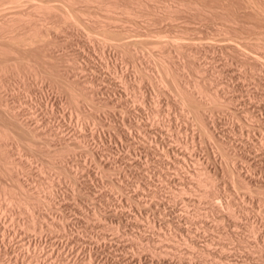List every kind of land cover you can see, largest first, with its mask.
I'll return each mask as SVG.
<instances>
[{
	"label": "rangeland",
	"instance_id": "obj_1",
	"mask_svg": "<svg viewBox=\"0 0 264 264\" xmlns=\"http://www.w3.org/2000/svg\"><path fill=\"white\" fill-rule=\"evenodd\" d=\"M1 1H3L1 3H4H0L1 6L6 8L2 7L5 12L10 8L11 10L9 9L8 13L9 11L13 13L15 8L14 14L16 16L23 8L21 11V13L24 12L23 14H25L24 10L30 11L27 13H29V18L32 15L31 20L27 21L28 16L26 18L25 14L23 18L27 22L21 20L23 25L18 26L21 23L20 19H18L19 23L18 20H15L18 28L21 27L18 30L20 32L22 26H24L26 28L23 27L22 31L24 29V31L26 29L33 31L34 26H36L37 28L33 31L35 32L34 35L39 34L38 37H40L32 44L34 46L39 43L36 45L38 46L37 49L31 45L26 46H31L28 51L26 49L29 47H13L14 50L16 48L14 53L16 54L18 50L22 52L24 48V52L27 53L18 52V55L26 56L29 54L27 56L30 58L32 57L30 56L32 51L31 55L35 56L32 59L40 60L37 63L42 68L47 67L50 69V65L52 66L51 69L54 70V68L59 67L61 62L63 67L60 66L62 68H59L62 70L57 69L58 72H62H59L61 73L60 79L62 80L64 76V78L70 79L69 81H74V85L78 81L77 85L85 83V86L93 89V95L99 100V106L97 104L99 109L90 102L88 103V101H84L83 104L77 100L78 105L80 104L82 108L80 110H87V112H90V110L93 112L92 110H94L93 113H96L100 118V122L96 121L97 123L86 119L88 124L84 129L81 123L85 121L82 120L81 111L77 110L74 104L71 105L65 101V93L62 89L60 90L61 86L59 84L58 89L56 83H50L44 76H40L43 69L38 68L39 66L36 67V71H38V77L41 78H36L37 80L30 73V81L28 74H26L29 73V69L24 65L18 69L19 74L23 72V74L21 73L23 76L20 75L21 78L24 77L23 79H20L15 72H10L11 75L9 73L6 77L8 80L9 77L12 78V81L6 79V83H9L6 91H9L7 92L9 95H7L10 100L6 95H4L6 97L3 96L4 100L6 99L8 103L11 102L10 104H13L12 106H15L17 111L20 110L23 113L22 115L25 116L22 118L29 121V124H27L30 125V128L35 129L37 127L35 133L37 132V136L42 135V137L35 136L39 141L32 140L35 137H30L28 134L26 136L25 133L24 136L28 137L29 142L33 143L32 146L29 145V148H33L32 151L23 143L19 144L22 148L20 150L19 147V151L14 144L11 145L12 148H9L10 145H5L2 148L7 150L3 154L9 152L10 156L8 153L7 155L10 159L14 160L11 158V156H14V162H18L19 166H23L17 168L19 170H17L18 174L15 171V165L13 170L11 167V169L8 168L12 164L8 166V163V167L4 164L7 167L4 170L9 169L10 172H14L10 173L3 170L6 172L3 174L5 177L1 175L0 181L3 182L4 179V185L7 183L9 188L14 187L16 189L14 193L17 191L16 196L19 194V197L20 195L23 197V194L29 193L28 195L32 196L30 197L32 200L37 197L35 200L38 201L40 198L39 203H35L34 200L31 204L34 203V206L36 204V210L40 211L41 215L44 214L48 221L53 219L50 222H54V226L57 228L56 233L42 234V248L40 246L36 248L41 250L38 253L40 255L29 263L264 264V44H262L264 42V16H262L264 15L262 14L264 9L261 10L264 6V0L263 2L258 0L260 3L256 2L257 0H250L251 5L247 0H242L241 3L239 0L240 6L238 0H196V3L199 1L197 3L198 7L202 6V9L198 8L197 5L194 8L195 0L191 1L194 3L192 8L189 3L188 6L186 5L190 0H72L74 2H71V6L68 3L71 0ZM34 1H44L43 3L48 1L47 4L52 5V10H48L50 15L45 9V13L42 9L30 10L31 7L35 8ZM17 2L20 4L16 5ZM253 2L256 8L260 4L262 7L259 6L260 9L257 10L259 7L256 9ZM40 3L37 4L40 5ZM211 6L214 8V12L211 11ZM16 7L20 8H18L19 12ZM70 7H73L74 13H77L70 12L72 15L74 14L72 17H79L78 19L82 20L80 23L83 26L72 25L73 23L70 20L67 21L71 24H68L67 21L63 22V12H67L64 9L70 11L72 10ZM234 7L236 9L234 11L235 16L232 13L235 10ZM174 8L176 9L174 10ZM3 9L1 10L3 11ZM221 10L229 11V13ZM5 12L3 11V15H8ZM256 12H259V15ZM3 15L1 14V16ZM11 15H9V18L15 17L17 19L19 17L15 15L11 17ZM29 21L34 22V24L31 22L33 26L30 25ZM72 26L74 27L72 28ZM70 27L71 29H69ZM14 28L17 27L14 26ZM0 30L2 32L3 29L0 28ZM28 30L27 32L30 33L31 31ZM14 31L19 33L17 29ZM23 33L26 37V32ZM19 34H13L14 39ZM30 35L33 34L30 33ZM19 36L16 39H19ZM251 37L262 42L253 40L254 43H250ZM56 38H58V41L55 42ZM240 40L242 41L240 42ZM244 40H247L248 44H245ZM2 41L4 42V40ZM233 41L239 42L234 43ZM253 41L251 40V42ZM242 42L244 45L241 44ZM257 43H259V46ZM260 43L262 44L261 47ZM0 54L3 55V53ZM7 54H9L8 51ZM11 54H13L12 51ZM37 54L40 59H36ZM67 55L72 59H67ZM14 56L9 55L6 57L14 58ZM2 58L4 59V55ZM53 60L57 61L54 63L56 67L51 64ZM68 61L74 62V65ZM23 66L27 72L22 69ZM63 68L68 70V74H71L69 78L66 74L64 75ZM17 77H19L18 80ZM30 82H33V84ZM70 84L72 85V83ZM9 88L14 91V94L10 92ZM18 88L20 91H18ZM181 90L188 91L187 95L194 94L195 97L191 96H193V99L198 100H196L198 104L201 101V105L199 104L202 114L201 119L204 120L205 126L207 124V130H211L209 132L212 134L211 138L203 132L200 123L195 119L194 112L181 103V96H179ZM195 90L201 92L198 93ZM16 94L18 95L16 96ZM209 94L210 96L218 95L220 102L216 101V105L221 106L224 104L223 107H212L215 104L208 99ZM201 96L204 99L199 98ZM108 98L114 103L111 101V103L104 105L101 99L107 100ZM221 98L225 103L221 101ZM205 99L209 100H207L210 103L207 104L209 107L202 104V100ZM13 101H16L17 104ZM217 102L221 105H218ZM29 106L30 108L31 106L32 108L37 107L39 111L37 110L36 113L33 108L31 114H34L31 115L29 112L32 108L29 110ZM23 107H26V109L24 110ZM203 108H206L204 112ZM4 117H6L4 114L2 118L0 116V121L5 120L4 122H6L8 120L11 122L7 117ZM35 119H39L38 122ZM34 123L36 126L33 125ZM9 124L11 125V123ZM45 128L47 129L44 131L45 134L48 135V130L52 128L50 130H53V134L57 135L51 134L52 138L50 134L48 136L42 134ZM38 129L40 132H38ZM55 129L59 133H56ZM82 130L87 133L89 147L94 148V151L91 153L86 145L83 147L75 145L73 150L70 151L71 153L67 154L69 156L63 157L68 166L70 165L74 167L72 169L78 170V183L81 184V190L78 192L72 183L73 180H70V182L69 178L59 176L57 171L51 168L52 162L50 163V160L55 159L56 161L59 160V158L56 159L58 155L62 156V154H57L56 158L51 157V154L56 155V150H53V153L51 147L58 146L61 142L60 139L65 138L67 141H74L76 135H78L77 132H83ZM59 137L61 138L57 141ZM218 141L222 143V148L218 147L221 145ZM24 145L25 149H23ZM48 151L52 152L50 156H48ZM93 152L95 153L93 154ZM7 155H3V158L0 156L2 162L7 158V160H10ZM230 155L232 156L230 157ZM93 157H96L95 160ZM49 163L50 167H47L46 165ZM232 163L239 173L237 171V173L235 171H233L235 173L231 172V168H234ZM202 167H206V170L208 169L210 174L212 173V176H214L213 178H217L214 179V184L210 189L214 193L212 191L208 195L201 193L203 187L197 183L195 170ZM105 169L108 172L111 171L110 174L107 171L105 172ZM5 174H10V176L12 174L11 178L14 180L21 178V180L19 179L20 185H25V188H28L27 190L30 192L21 191L22 194L19 193L20 189L17 186L19 184L16 183V187L10 176L7 175L9 176L7 177ZM236 176L238 177L236 178ZM50 177H53V179L51 180ZM239 178L243 179L240 180ZM108 180L110 181L108 182ZM243 180H246L245 183ZM52 181L55 183L53 187L50 183ZM111 182H114L113 185H110ZM115 184L122 187L120 191V188H116ZM247 185L252 187H249L250 191L246 187ZM45 186L50 188L48 189L50 192ZM259 186L262 188H258ZM35 187L37 190H35ZM32 189L35 190V194L39 193L40 195H34ZM47 192L52 193L53 204L45 202L49 195ZM0 202V221L5 223L1 224L0 228L2 229L7 224L10 225L9 227L12 230L14 227L16 230L19 226L18 223L23 220V216L28 214L26 211L29 207H24L25 204L22 203H18L19 205L16 203L15 205V202L13 203L15 206L11 205L12 203L4 202L2 197ZM229 205H231L230 209L235 215L230 212ZM9 206L15 208L12 209L13 212L10 209L11 213L16 214L17 217V219L15 218L16 222L13 221L14 224H9L11 222L9 221L11 220ZM19 206L20 212L24 213H21L22 216L20 215V217L18 215ZM5 208H7V212ZM14 211H17V213ZM62 222H64V225L66 224V230L61 229ZM250 223L254 225L255 229L250 227ZM12 226L14 227L12 228ZM59 228L63 231H59L61 236H58ZM17 230V235L11 233L12 235H6L7 238L6 236L5 239L2 238L4 243L9 246L8 251H1L0 264H12L13 262V264H21L22 262V264H26L27 260L23 257H26L27 254L22 245L26 246L30 241L29 238H32L35 233L27 230L24 233L19 228ZM64 230L67 234L64 233ZM27 235H30V237H26ZM55 236L58 239H54ZM1 237L0 235V240H2ZM67 238L69 241H67ZM23 239L25 243L22 242ZM52 242H54L52 245L55 246V243H58V246L56 248L52 247ZM9 247H12L13 251ZM32 247L29 249L31 254L35 250ZM50 250H52V255L47 254L51 252ZM24 252L25 255L23 256ZM21 256H23V259ZM16 257L19 258L17 262Z\"/></svg>",
	"mask_w": 264,
	"mask_h": 264
},
{
	"label": "bare ground",
	"instance_id": "obj_2",
	"mask_svg": "<svg viewBox=\"0 0 264 264\" xmlns=\"http://www.w3.org/2000/svg\"><path fill=\"white\" fill-rule=\"evenodd\" d=\"M14 1H17V0H14ZM19 1V0H18ZM67 1V0H66ZM70 1V0H69ZM81 1V0H80ZM92 1V0H91ZM96 1H98V0H96ZM100 1V0H99ZM109 1V0H108ZM138 1V0H137ZM142 1V0H141ZM155 1V0H154ZM174 1H176V0H174ZM192 0H190V2H187L186 3V5L188 6V3L189 4H191L190 6H191V8L193 7L192 5H194V3H192L191 2ZM217 1V0H216ZM227 1V0H226ZM241 1L242 0H240V3H241ZM253 1H255V0H253ZM1 2H3V1H1L0 0V3ZM5 2V1H4ZM32 2V1H31ZM35 2V8H30V10H35V9H42V11H44L43 13H45V10L48 12V10H50L51 9V6H49L48 4H47V2L48 1H46L45 3H46V5H44L45 3H43L42 1H34ZM33 2V3H34ZM40 2H42V3H40ZM71 2H74V1H70V2H68L69 3V5L71 6ZM77 2V1H76ZM75 2V3H76ZM84 2V1H83ZM199 1H197V3H198ZM244 3H245V1H243ZM247 2H249L250 3V5H251V1L250 0H247ZM256 2H258V0L256 1ZM260 2H261V0H260ZM260 2H258V3H260ZM262 2H263V0H262ZM37 3H40V5L39 4H37ZM88 3V2H87ZM93 3V2H92ZM98 3V2H97ZM133 3V2H132ZM179 3V2H178ZM181 3V2H180ZM197 3H196V0H195V5H194V8H195V6L197 5ZM200 3H202V2H200ZM204 3V2H203ZM257 3V4H258ZM264 3V2H263ZM1 4H4V3H1ZM1 4H0V10L1 9H3L4 7L3 6H1ZM18 4H20L19 2H17L16 3V5H18ZM37 4V5H36ZM66 4V3H65ZM145 4V3H144ZM147 4V3H146ZM167 4V3H166ZM182 4H183V2H182ZM181 4V5H182ZM216 4H218V3H216ZM253 4H254V7L256 8V5H255V3L253 2ZM252 4V5H253ZM11 5V4H10ZM32 5H34V4H32ZM48 5V6H47ZM68 5V4H67ZM172 5V4H171ZM174 5V4H173ZM225 5H226V3H225ZM232 5V4H231ZM234 5V4H233ZM235 5H237V4H235ZM238 5L240 6V4H239V0H238ZM242 5V4H241ZM246 5H248L247 3H246ZM249 5V6H250ZM259 5V4H258ZM162 6V5H161ZM164 6V5H163ZM168 6V5H167ZM184 6V5H183ZM199 5H197V7H198ZM212 6H214V5H212ZM212 6L210 7V8H212ZM217 6V5H216ZM223 6V5H222ZM243 6H245L244 4H243ZM260 7H262V5L260 4L259 5ZM258 6V7H259ZM3 7V8H2ZM20 7H21V5H20ZM65 7V6H64ZM73 7H75V6H73ZM73 7H70L72 10H70V11H68L69 9H68V6H67V9L65 8L64 10H66L65 12L66 13H64L63 12V14H62V12H60V14H62L63 16V19H62V17H60L62 20H64L63 22L65 23V21H67V20H70L71 21V23H73L72 25H77V26H80V25H82L80 22L82 21L81 19L79 20L78 18L79 17H77V16H74V18L72 17L74 14H77V13H74L75 11H73ZM135 7V6H134ZM202 7V6H201ZM201 7H198V8H201ZM248 7V6H247ZM257 7V8H258ZM260 7L257 9V10H259L260 9ZM264 7V6H263ZM262 7V9L261 10H263L264 8ZM17 8V11L19 12V7H16ZM19 8V9H18ZM22 8V7H21ZM53 8V7H52ZM63 8V7H62ZM182 9H183V7H181ZM233 8V7H232ZM237 8V7H236ZM239 8V7H238ZM253 8V7H252ZM4 9H6V8H4ZM3 9V11L5 12V10ZM10 9V8H9ZM8 9V10H9ZM15 9V8H14ZM14 9H13V13H11L10 11H9V13H11V14H9L8 13V10H7V12H5V13H8V15L6 14V15H3V11L1 10L0 11V16H1V14L3 15V16H1L0 17V28H2L3 30H2V32H1V30H0V53H3V55H4V59L2 58L3 57V55L2 54H0V59H2V61H0V114L1 113H3L11 122H9L8 120H6V122H4L5 120H3V119H1V120H3V121H0V153H1V158H3L2 156L4 155L5 156V154L7 155V153H8V155H9V152H7V153H5V154H3L4 153V151L6 150V148H5V150L4 149H2V148H4L5 147V145L7 146V145H12V144H14V146H16L17 147V149L20 147V143H23V144H25V145H27L28 146V148H29V145H33V143H31V141L29 142V140H28V137L26 138V136H28V135H30V137H35V136H37V132L35 133V131H37V127L35 128V129H33V127H31L30 128V125H28L29 124V121L27 122L26 120H25V118H22L24 115H22L23 113L20 111V110H16L15 109V106H12L10 103L11 102H9L8 103V101L5 99L4 100V98H3V96L4 95H6L7 96V98H8V93L7 92H9V91H6L8 88L7 87H9V86H7L8 84L6 83V77L8 76V74L10 73V72H12V73H14L15 72V74H18V76L20 77V75H22L23 74V72H21V70H20V72L22 73H20L19 74V67H21L22 65H24V66H26L27 67V69H29L28 71H29V73L27 72V70H26V68L24 67H22V69L25 71V72H27L26 74H28V77H29V74L31 73V75L32 76H34V78H35V80H37V79H39V77L41 76V77H43L44 76V78H46V80L47 81H50V83H53V84H55V85H57L58 86V84H59V86H61V88H60V90L62 89L63 90V92L65 93V98H66V100L65 101H67V103L68 104H74V106H76L77 107V110H80V104L78 105V101H79V103L80 102H82L83 104H84V101L85 102H87L88 101V103L90 102V104H93V105H95V107L96 108H98L99 109V103H98V99L96 98V96H94L93 95V93H94V91H92L93 89H89L87 86H85V83L83 84V83H81V84H79V85H77L78 84V82H77V84H75L74 85V81H69L66 77L64 78V76H63V78H62V80L60 79V75H61V71H59V72H61V73H59L58 72V70L57 69H59V70H62V69H60V68H62L63 66H62V64H61V62H60V64H59V67L60 66H62V67H58V68H54V70L53 69H51L52 68V66H50L49 65V67H51L50 69L49 68H47V67H45V68H47V70H45V68H42V67H40L39 66V61L40 60H34L35 58H33L32 59V57H35L34 55H31V52H30V56H32V57H30L29 58V56H27V55H29V54H25L26 56H24V55H22V54H20V55H18V52H20L18 49V52L15 54L14 52H16V48H15V50H14V48L13 47H20V46H25L24 48H28V47H26L27 45H31V46H33L32 44H34L40 37H38V35L39 34H36V35H34L35 34V32H33L34 30H35V28H37L36 26H34L35 28H33V27H31V28H33V31H31V29H30V27H29V29H30V31L28 30V29H26V31H22V29H23V27L24 26H22V29H21V33L23 34H21L20 32H19V28H21V27H19L18 28V26L21 24V25H23V22H24V18H23V16L25 15V17L27 18V16L29 15V13H27V12H30V11H26V10H24L25 11V14H23V13H21V11L24 9H21V11L19 12V14L17 15V16H19L17 19L15 18H13L12 16H14L15 14V11H14ZM45 9V10H44ZM61 9V8H60ZM75 9H76V7H75ZM176 8H174V10H175ZM178 9V8H177ZM202 9V8H201ZM208 9V8H207ZM213 9L214 8H212V12H214L213 11ZM227 9V8H226ZM225 9V10H226ZM234 9H235V7H234ZM240 9H242V8H240ZM239 9V10H240ZM244 9H245V7H244ZM11 10V9H10ZM52 10V9H51ZM134 10V9H133ZM164 10V9H163ZM162 10V11H163ZM171 10V9H170ZM170 10H168V11H170ZM179 10V9H178ZM205 10V9H204ZM209 10V9H208ZM224 10V9H223ZM223 10H221L222 12H228L229 13V11H223ZM230 10H233V9H230ZM238 10V11H239ZM248 10V9H247ZM246 10V11H247ZM256 10V11H257ZM32 11V12H33ZM37 11H39V10H37ZM63 11V10H62ZM79 11V10H78ZM77 11V12H78ZM114 11V10H113ZM177 11V10H176ZM184 11V10H183ZM234 11H236V9L235 10H233L232 11V13H234ZM237 11V12H238ZM242 11V10H241ZM240 11V12H241ZM245 11V10H244ZM253 11H254V9H253ZM264 11V10H263ZM262 11V12H263ZM2 12V13H1ZM70 12H73L74 14L72 15V13H70ZM188 12V11H187ZM194 12V11H193ZM197 12V11H196ZM203 12V11H202ZM236 12V13H237ZM248 12V11H247ZM255 12V11H254ZM261 12V13H262ZM38 13V12H37ZM40 13H42V12H40ZM42 13V14H43ZM49 13V12H48ZM55 13H57L56 11H55ZM54 13V14H55ZM189 13V12H188ZM227 13V14H228ZM231 13V14H232ZM241 13H243V12H241ZM258 15H259V12H256ZM35 14V13H34ZM167 14V13H166ZM173 14H175V13H173ZM202 14V13H201ZM206 14V13H205ZM231 14H229V15H231ZM244 14V13H243ZM254 14V13H253ZM262 14H264V13H262ZM9 15H11V17L14 19H12V18H9L10 16ZM30 15H31V13H30ZM38 15V14H37ZM39 15H41V14H39ZM48 15V14H47ZM49 15H50V13H49ZM58 15V14H57ZM158 15H161V14H158ZM211 15V14H210ZM236 14L234 13L233 14V16H235ZM237 15H239V14H237ZM255 15V14H254ZM16 16V15H15ZM16 16V17H17ZM32 16V15H31ZM31 16H30V18H31ZM61 16V15H60ZM208 16V15H207ZM223 17H224V15H222ZM262 16H264V15H262ZM56 17V16H55ZM75 17H77V18H75ZM29 18V16H28V19H26L27 21L30 19ZM158 18V17H157ZM228 18V17H227ZM263 18V17H262ZM18 19H20V21H21V23H19L20 21L18 20ZM37 19V18H36ZM40 19V18H39ZM44 19V18H43ZM242 19V18H241ZM19 23L18 24V26H17V24H16V21ZM25 20V22H27ZM31 20V19H30ZM34 20V19H33ZM49 20V19H48ZM61 20V21H62ZM171 20V19H170ZM14 21V22H13ZM58 21V20H57ZM15 23V24H13V23ZM32 22V21H31ZM31 22L29 21V23H30V25H32L31 24ZM68 22V24H71V23H69V21H67ZM66 22V23H67ZM235 22H237L236 20H235ZM29 23H28V25H29ZM33 24H34V22H32ZM43 23V22H42ZM55 23V22H54ZM36 24H37V22H36ZM194 24V23H193ZM20 25V26H21ZM27 25V24H26ZM28 25H27V27H28ZM29 25V26H30ZM42 25V24H41ZM57 25V24H56ZM13 26V27H12ZM14 26L15 27H17V28H14ZM33 26V25H32ZM47 26V25H46ZM49 26V25H48ZM55 26V25H54ZM53 26V27H54ZM64 26V25H63ZM65 26H67V25H65ZM83 26V25H82ZM231 26V25H230ZM56 27V26H55ZM74 26H72V28H73ZM109 27V26H108ZM220 27V26H219ZM24 28H26V27H24ZM38 28H39V26H38ZM50 28V27H49ZM48 28V29H49ZM60 28V27H59ZM76 28H78V27H76ZM84 28V27H83ZM227 28V27H226ZM261 28V27H260ZM17 29V32H19V33H15L16 31H14V30H16ZM19 29V30H18ZM43 29V28H42ZM56 29H57V27H56ZM55 29V30H56ZM62 29V28H61ZM69 29H71V27L69 28ZM85 29V28H84ZM27 30L30 32V33H32L33 35H30V33H28L27 32ZM38 30V29H37ZM36 30V32H38ZM54 30V29H53ZM80 30V29H79ZM243 30V29H242ZM58 31V30H57ZM60 31V30H59ZM106 31V30H105ZM225 31V30H224ZM12 32H14V33H12ZM23 32H26V34L28 35V37H27V35H26V37H24V33ZM87 32V31H86ZM88 32H90V31H88ZM236 32V31H235ZM47 33V32H46ZM65 33V32H64ZM93 33V32H92ZM13 34H19L18 36H19V39H16L17 37L15 36V39H14V35ZM30 35V36H29ZM258 35V34H257ZM257 35H255L256 37H257ZM23 38H22V37ZM36 38H35V37ZM89 36V35H88ZM51 38V37H50ZM253 38V39H252ZM258 38V37H257ZM264 38V37H263ZM37 39V40H36ZM58 38H56V40H54L55 42L56 41H58L57 40ZM89 39V38H88ZM106 39V38H105ZM236 39V38H235ZM248 39V38H247ZM2 40H4V42L2 41ZM43 40V39H42ZM42 40L40 41V44H41V42H42ZM86 40V39H85ZM103 40H104V38H103ZM237 40V39H236ZM251 40L253 41V40H256V38L254 39V37H251ZM251 40H250V43H254V41L253 42H251ZM7 41V42H6ZM67 41V40H66ZM133 41V40H132ZM242 40H240V42H241ZM245 41V44H248L246 41L247 40H244ZM249 41V40H248ZM256 41H258V39L256 40ZM261 41V40H260ZM260 41H258V42H260ZM65 42V41H64ZM234 43H238L237 41L235 42V41H233ZM262 42V41H261ZM48 43V42H47ZM51 43H53V42H51ZM106 43V42H105ZM213 43V42H212ZM228 43V42H227ZM230 43H232V42H230ZM249 43V44H250ZM39 44V43H38ZM38 44H36V45H38ZM56 44V43H55ZM55 44H53L54 46H55ZM124 44V43H123ZM222 44V43H221ZM226 44V43H225ZM241 44H243V42L241 43ZM256 44V43H255ZM255 44H254V46H255ZM258 44V46H259V43H257ZM262 44H264V42L262 43ZM261 43H260V47H261V45H262ZM36 45H34L33 47H36V49H37V47L38 46H36ZM46 45V44H45ZM227 45V44H226ZM232 45V44H231ZM244 45V44H243ZM252 45V44H251ZM31 46L28 48V49H26V51H28L30 48H31ZM51 46V45H50ZM62 46V45H61ZM225 46V45H224ZM253 46V45H252ZM119 47H120V45H119ZM234 47V46H233ZM238 47V46H237ZM245 47V46H244ZM259 47V48H260ZM24 48L22 49V47H21V49H22V52L23 53H27V52H24L25 50H24ZM55 48H56V46H55ZM84 48V47H83ZM239 48V47H238ZM255 48V47H254ZM33 49V48H32ZM50 49V48H49ZM60 49V48H59ZM14 50V51H13ZM34 50V49H33ZM41 50H43V48H41ZM256 50V49H255ZM8 51V53L9 54H7L6 55V52ZM11 51L13 52V54H11ZM40 51V50H39ZM44 51V50H43ZM260 51V50H259ZM22 52H20V53H22ZM37 52V51H36ZM58 52V51H57ZM103 52H104V50H103ZM134 52V51H133ZM29 53V52H28ZM33 53V52H32ZM69 53V52H68ZM243 53V52H242ZM34 54H35V52H34ZM132 54V53H131ZM257 54V53H256ZM260 54V53H259ZM2 55V56H1ZM9 55H15L14 56V58H8V57H6V56H9ZM45 55V54H44ZM44 55H42V56H44ZM47 55V54H46ZM75 55V54H74ZM77 55V54H76ZM83 55V54H82ZM38 56V54L36 55V59H40L39 58V56ZM51 57H52V55H50ZM66 56V55H65ZM65 56H63V57H65ZM68 57H67V59H72V57H69V55H67ZM70 56H73V55H71L70 54ZM257 56V55H256ZM11 57V56H10ZM62 57V58H63ZM74 57V56H73ZM254 57V56H253ZM75 58H76V56H75ZM66 59V58H65ZM56 60V59H55ZM63 60H64V58H63ZM63 60L61 59V61H62V63H63ZM75 60V59H74ZM37 61H38V63H37ZM54 61V60H53ZM52 61V63L51 64H53V66L54 67H56L55 65H54V63L55 62H57V61H54L53 62ZM42 62V61H41ZM46 62V61H45ZM51 62V61H50ZM68 62H70V61H68ZM70 63H72L73 65H74V62H70ZM69 63V64H70ZM38 64V65H37ZM64 64H66V63H64ZM72 64H70V65H72ZM76 64V63H75ZM163 64V63H162ZM45 65H47V64H45ZM77 65V64H76ZM263 65V64H262ZM39 66V67H38ZM43 66V65H42ZM48 66V65H47ZM65 66V65H64ZM169 66V65H168ZM36 67H38V68H41V69H43L42 70V72H40L41 74H40V76L38 77V71H36L37 69H36ZM68 64H67V69H68ZM72 67V66H71ZM165 67V66H164ZM9 68V69H8ZM11 68V69H10ZM65 68V67H64ZM63 68V69H64ZM72 68H74V67H72ZM49 69V70H48ZM74 69H76V68H74ZM88 69V68H87ZM39 70V69H38ZM66 69H64V71H65ZM165 70V69H164ZM168 70V69H167ZM63 71V73H64V75L66 74L67 75V77L69 78V76L71 75V74H68V70H66L65 72ZM81 71V70H80ZM143 71V70H142ZM166 71V70H165ZM70 72V71H69ZM92 72H93V70H92ZM164 72V71H163ZM84 73V72H83ZM25 74V75H26ZM74 74V73H73ZM76 74V73H75ZM74 74V75H75ZM79 74V73H78ZM81 74V73H80ZM9 75H11V73L9 74ZM30 75V76H31ZM63 75V74H62ZM82 75V74H81ZM17 76V75H16ZM23 76V75H22ZM85 76H88V75H85ZM148 76V75H147ZM12 77V76H11ZM13 77H14V74H13ZM19 77H17L16 79L18 80L19 79ZM40 77V78H41ZM75 77H77V76H75ZM254 77V76H253ZM24 78V77H23ZM23 78H21L20 77V79H23ZM33 78V79H34ZM37 78V79H36ZM71 78H72V76H71ZM78 78V77H77ZM84 78V77H83ZM259 78V77H258ZM12 79V78H11ZM10 79V77H9V80H11ZM15 79V80H16ZM29 79H30V77H29ZM32 79V80H33ZM74 79V78H73ZM86 79V78H85ZM254 79V78H253ZM8 80V79H7ZM8 80V81H9ZM16 80V81H17ZM27 80V79H26ZM35 80H33V81H35ZM69 82H68V81ZM76 80V79H75ZM84 80V79H83ZM12 81V80H11ZM22 81V80H21ZM30 81H31V79H30ZM42 81V80H41ZM82 81V80H81ZM87 81V80H86ZM91 81V80H90ZM178 81V80H177ZM28 82H29V80H28ZM35 82H38V81H35ZM45 82V81H44ZM17 83H18V81H17ZM16 83V84H17ZM31 84H33V82H30ZM70 83H72V85H74V86H72ZM75 83H76V81H75ZM154 83V82H153ZM178 83V82H177ZM25 84V83H24ZM23 84V85H24ZM29 84V83H28ZM30 84V85H31ZM93 84V83H92ZM15 85V84H14ZM51 85V84H50ZM76 85H77V87H76ZM198 85V84H197ZM13 86V85H12ZM12 86H10V87H12ZM18 86V85H17ZM40 86V85H39ZM59 86H58V89H59ZM153 86V85H152ZM15 87H16V85H15ZM15 87H13V88H15ZM25 87V86H24ZM23 87V88H24ZM52 87V86H51ZM53 87H55V86H53ZM91 87V86H90ZM195 87V86H194ZM196 89V88H195ZM200 89V88H199ZM9 90H10V88H9ZM18 91H20L19 90V88H18ZM28 91V90H27ZM59 91V90H58ZM161 91V90H160ZM195 91H197V90H195ZM10 92H14V91H12V89L10 90ZM15 92H16V90H15ZM23 92V91H22ZM28 92H30V91H28ZM97 92H99V91H97ZM96 92V93H97ZM188 92V91H187ZM186 91H180V95L179 96H181L180 97V99L182 100H180L181 101V103L183 104V106L184 105H186V107H188L187 109H190L191 111H193L194 112V116L196 117L195 119H197V121L200 123V126H201V128L203 129V132L205 133V135L206 136H208V137H210L211 138V135L212 134H210L209 132L211 131V130H207L208 129V127L206 128V126H207V124H206V126H205V124L203 123L204 122V120L202 121V119H201V109H200V105H201V101L199 102V104L196 102V100L197 99H193V96H194V94H191V95H193V96H191L190 94V96L189 95H187L186 93H187ZM198 93L199 92H201V91H197ZM102 93V92H101ZM8 94V95H7ZM14 94V93H13ZM23 94V93H22ZM25 94H26V91H25ZM29 94V93H28ZM212 94V93H211ZM18 94H16V96H17ZM6 96H4V97H6ZM14 96V95H13ZM197 96V95H196ZM15 97V96H14ZM112 97V96H111ZM195 97V96H194ZM198 97V96H197ZM218 95L216 96V95H212V96H210V94H209V97H208V99L209 100H211L212 102H213V104H215L214 106L212 105V107H221L222 105H224V104H220V103H218V102H220L219 100H218ZM79 98V99H78ZM80 98H81V100H80ZM199 98H202V99H204L202 96L201 97H199ZM207 98V97H206ZM220 98V97H219ZM233 98V97H232ZM9 99V98H8ZM11 99H12V97H11ZM24 99V98H23ZM110 98H108L107 100H103V99H101L102 101H103V104L105 105H107L108 103H111V101L112 100H109ZM207 99V100H208ZM10 100V99H9ZM13 100V99H12ZM42 100V99H41ZM49 100V99H48ZM78 100V101H77ZM206 99L203 101L202 100V104L204 105H207L209 102V100L207 101ZM223 99L221 98V101H222ZM37 101V100H36ZM137 101V100H136ZM198 101V100H197ZM216 101H218L217 103H218V105L220 104L221 106H217L216 105ZM14 102V101H13ZM16 102V101H15ZM14 102V103H15ZM35 102V101H34ZM51 102V101H50ZM113 102V101H112ZM223 103H225L224 101H222ZM226 102H228V101H226ZM66 103V104H67ZM77 103V104H76ZM114 103V102H113ZM15 104H17V103H15ZM36 104V103H35ZM62 104V103H61ZM67 104V105H68ZM76 104V105H75ZM97 104H98V106H97ZM121 104V103H120ZM210 104V103H209ZM212 104V103H211ZM37 105H38V103H37ZM70 105V106H71ZM78 105V106H77ZM202 105V106H203ZM27 106V105H26ZM39 106V105H38ZM155 106V105H154ZM182 106V107H183ZM208 106V105H207ZM21 107V106H20ZM72 107V106H71ZM78 107H79V109H78ZM108 107V106H107ZM209 107V106H208ZM208 107H206V108H208ZM223 107V106H222ZM24 108V110L26 109V107H23ZM31 108H32V106H31ZM30 108V106H29V110L31 109ZM34 108V112H36L37 110L39 111V109H37V107H33ZM33 108L30 110V112H29V114H31V111L33 110ZM43 108V107H42ZM83 108H85V107H83ZM117 108V107H116ZM206 108L204 109H202L203 110V112H204V110H206ZM210 108H211V106H210ZM17 109H19L18 107H17ZM50 109V108H49ZM52 109V108H51ZM82 109V108H81ZM186 109V108H185ZM47 110V109H46ZM255 110V109H254ZM53 111V110H52ZM51 111V112H52ZM81 111V117L83 116V121H85V122H83V123H81L82 125H83V128L88 124V122L86 123V119H88V120H93V121H97V122H100V118H99V116L96 114V113H93V112H95L94 110H92L93 112H91V110H90V112H87V110H80ZM79 111V112H80ZM127 111V110H126ZM25 112V111H24ZM28 112V111H27ZM26 112V113H27ZM71 112V111H70ZM97 112V111H96ZM257 112V111H256ZM37 113V112H36ZM35 113V114H36ZM53 113V112H52ZM114 113V112H113ZM122 113V112H121ZM151 113V112H150ZM208 113V112H207ZM3 114H1L0 116H1V118H2V115ZM32 114H34V113H32ZM31 114V115H32ZM42 114V113H41ZM41 114H39V115H41ZM49 114V113H48ZM77 114V113H76ZM125 114V113H124ZM27 115V114H26ZM37 115V114H36ZM38 115V116H39ZM45 115V114H44ZM156 115V114H155ZM161 115V114H160ZM211 115V114H210ZM50 116V115H49ZM105 116V115H104ZM124 116V115H123ZM206 116V115H205ZM6 117H4V118H6ZM25 117V116H24ZM35 117V116H34ZM80 117V118H81ZM203 117V116H202ZM35 118H37V117H35ZM49 118V117H48ZM40 119V118H39ZM39 119H37V120H39ZM77 119H79V118H77ZM123 119V118H122ZM255 119V118H254ZM34 120V119H33ZM36 119H35V121H37ZM42 120V119H41ZM138 120V119H137ZM51 121V120H50ZM80 121H81V119H80ZM139 121V120H138ZM220 121V120H219ZM248 121V120H247ZM260 121V120H259ZM11 123V125L9 124V123ZM38 122V121H37ZM40 122V121H39ZM92 122V121H91ZM94 122V123H95ZM96 122V123H97ZM206 122V121H205ZM28 123V124H27ZM46 123V122H45ZM60 123V122H59ZM256 123V122H255ZM261 123V122H260ZM31 124H32V122H31ZM37 124V123H36ZM39 124V123H38ZM64 124V123H63ZM252 124V123H251ZM34 126H36L35 125V123L33 124ZM45 125V124H44ZM49 125V124H48ZM104 125V124H103ZM106 125H107V123H106ZM254 125V124H253ZM38 126H40V125H38ZM78 126V125H77ZM89 126V125H88ZM45 127H46V125H45ZM49 127V126H48ZM51 127V126H50ZM252 127V126H251ZM74 128V127H73ZM86 128V127H85ZM84 128V129H85ZM258 128V127H257ZM39 129H40V127H39ZM39 129H38V132H40L39 131ZM50 129H52V128H50ZM48 130V132L47 133H49L50 135L52 134V135H54L53 134V130L51 131V130ZM69 129V128H68ZM102 129V128H101ZM108 129V128H107ZM251 129V128H250ZM41 130V129H40ZM47 129L45 128V130H43V132H42V134L44 133V131H46ZM77 130V129H76ZM81 130V129H80ZM42 131V130H41ZM55 131H56V129H55ZM83 131V130H82ZM91 131V130H90ZM93 131V130H92ZM96 131V130H95ZM140 131V130H139ZM60 132H62V131H60ZM66 132V131H65ZM25 133H26V136H24L25 135ZM56 133H59L58 131H56ZM80 133V134H79ZM77 132V134L78 135H76V138H75V140L73 141H71L70 139H68V140H70V141H67L65 138L63 139V140H61L60 138L61 137H59L58 139H57V141L60 139V144L58 145V146H54V148L53 147H51L52 148V151L53 150H56L55 151V156H53L52 154H51V157H57V154H62V156H59L58 155V157L56 158V159H58L59 158V160H56L55 161V159H53V158H51V159H53V160H50V158H49V160H50V163H51V165H50V163L48 164V165H46L47 167L50 165V166H52L51 168H53L54 170H56L57 171V173H58V175L60 176H63V177H65V178H69V181L70 180H73V185H75V189L79 192L80 190H81V188H80V185L81 184H79L78 183V176H79V173H78V170L77 169H72V168H74V167H71L70 165L68 166L67 164H66V162H64V158L63 157H65L68 153H71L70 151H72L73 150V148L75 147V145L76 146H84V145H86V146H88L89 147V144H88V138H87V133L85 132V131H83V132ZM96 133V132H95ZM241 133V132H240ZM28 134V135H27ZM45 134V133H44ZM48 134V135H49ZM124 134V133H123ZM41 135V134H40ZM45 135H47V134H45ZM47 135V136H48ZM52 135H51V137H52ZM55 135H57V134H55ZM54 135V136H55ZM89 135V134H88ZM262 135V134H261ZM61 136V135H60ZM125 137L127 136L126 134L124 135ZM241 136V135H240ZM29 137V138H30ZM37 137H42V135L41 136H37ZM37 137H35V138H32V140L33 139H35V140H37V141H39L38 139H37ZM65 137V136H64ZM92 137V136H91ZM53 138V137H52ZM69 138V137H68ZM73 138H74V136H73ZM90 138V137H89ZM31 139V138H30ZM39 139H41V138H39ZM48 139V138H47ZM49 139H50V137H49ZM220 139V138H219ZM41 141V140H40ZM44 141V140H43ZM49 141V140H48ZM51 141V140H50ZM33 142V141H32ZM46 142V141H45ZM53 142H54V140H53ZM52 142V143H53ZM219 142V141H218ZM36 143V142H35ZM40 143V142H39ZM56 143V142H55ZM58 143V142H57ZM151 143V142H150ZM220 143V142H219ZM261 143V142H260ZM49 144H51V143H49ZM221 145L220 146H218L219 148L222 146V143H220ZM237 144V143H236ZM25 145L23 146V149H25L24 147H25ZM35 145V144H34ZM47 145H48V143H47ZM136 145V144H135ZM259 145V144H258ZM26 146V147H27ZM38 146V145H37ZM13 146H11V147H9V148H12ZM136 147V146H135ZM223 147V146H222ZM221 147V148H222ZM8 148V147H7ZM87 148V147H86ZM234 148V147H233ZM20 150L22 149L21 147L19 148ZM19 149H18V151H19ZM29 149H31V148H29ZM47 149V148H46ZM45 149V150H46ZM49 149V148H48ZM151 149V148H150ZM260 149V148H259ZM2 150H3V152H2ZM33 150V148L31 149V151ZM51 150V149H50ZM88 150V149H87ZM219 150H221V149H219ZM233 150V149H232ZM7 151V150H6ZM13 151V150H12ZM17 151V152H18ZM42 151V150H41ZM89 151L92 153V151H94V148H92V147H89ZM164 151V150H163ZM222 151V150H221ZM22 152V151H21ZM60 152V153H59ZM96 152H97V150H96ZM235 152V151H234ZM48 153H49V155L48 156H50V153H52L51 151H48ZM47 153V154H48ZM53 153H54V151H53ZM95 152H93V154H94ZM256 153V152H255ZM3 154V155H2ZM223 154V153H222ZM7 155V156H8ZM12 155V154H11ZM14 155V154H13ZM22 155V154H21ZM102 155V154H101ZM229 155V154H228ZM10 156V155H9ZM8 156V157H9ZM67 156H69V155H67ZM94 156V155H93ZM96 156V155H95ZM167 156V155H166ZM232 155H230V157H231ZM21 157V156H20ZM20 157H19V159H20ZM11 158H13L14 160H15V157L14 156H11ZM18 158V157H17ZM48 158V157H47ZM66 158V157H65ZM94 158V157H93ZM96 158V157H95ZM95 158H94V160H95ZM6 159V158H5ZM8 159V158H7ZM3 160V162H2V159H0V176L2 175V177L4 176L3 174L4 173H6V172H10L9 171V169H5L4 170V168H7L9 165H11L12 164V166H9L8 168H12L13 170H14V168L16 167V169H15V171L17 172V168L19 167H21V166H23V165H20L19 166V163L18 162H14V160H11L10 159V157H9V159L10 160ZM185 159V158H184ZM22 162H23V160L22 159H20ZM97 160V159H96ZM107 160V159H106ZM18 161V160H17ZM100 161V160H99ZM241 161V160H240ZM26 162H28V161H26ZM48 162V161H47ZM87 162V161H86ZM97 162V164H99L98 163V161H96ZM179 162V161H178ZM9 163V164H8ZM25 163V162H24ZM45 163V162H44ZM109 163V162H108ZM235 163V162H234ZM7 166V164H8V166L6 167L5 165ZM23 164V163H22ZM100 164H101V162H100ZM107 164V163H106ZM14 165H15V167H14ZM25 165V164H24ZM45 165V164H44ZM77 165V164H76ZM112 165V164H111ZM232 165H233V163H232ZM42 166H43V164H42ZM49 166V167H50ZM104 166V165H103ZM102 166V167H103ZM234 166V165H233ZM259 166V165H258ZM77 167V166H76ZM111 167V166H110ZM114 167V166H113ZM207 167V166H206ZM206 167L204 168V167H202V168H199L198 170H195L196 172H195V177H196V180H197V183L201 186V187H203L202 188V191H201V193L202 194H204V195H208V193H214V191H210V189H212V186H213V182H214V179L216 178H213L214 176H212V173L210 174V171H208V169L206 170ZM3 168V169H2ZM10 168V169H11ZM22 168V167H21ZM41 168V167H40ZM43 169H44V167H42ZM85 168V167H84ZM181 168V167H180ZM112 169V168H111ZM232 169V173H235L236 171L239 173V171L238 170H235V166H234V168L232 167L231 168ZM6 171V172H4V171ZM25 170V169H24ZM40 170H42V169H40ZM45 170V169H44ZM47 170V169H46ZM19 171V170H18ZM20 171H21V169H20ZM49 171V170H48ZM51 171H52V169H51ZM107 170L105 169V172H106ZM233 171H235V172H233ZM14 172V171H13ZM13 172H10V173H13ZM15 172V173H16ZM23 172V171H22ZM21 172V173H22ZM108 172V171H107ZM109 172H111V171H109ZM108 172V173H109ZM113 172V171H112ZM236 172V173H237ZM242 172V171H241ZM18 173V172H17ZM83 173V172H82ZM254 173V172H253ZM19 174V173H18ZM110 174V173H109ZM6 176L7 175H9L10 176V174H5ZM234 175V174H233ZM238 176H239V174H237ZM247 175V174H246ZM9 176H7V177H9ZM11 176H12V174H11ZM11 176H10V178H11ZM17 176V175H16ZM18 176H21V175H18ZM44 176V175H43ZM238 176H236V178L238 177ZM254 176V175H253ZM5 177V176H4ZM6 177V178H7ZM14 177V176H13ZM101 177V176H100ZM240 177H241V175H240ZM51 178V177H50ZM80 178V177H79ZM234 178V177H233ZM12 179V178H11ZM17 179V178H16ZM14 180V179H12L13 180V183L15 184V186H16V183H18L19 185H17V186H19L18 187V189H20V192L19 193H21L22 194V192L21 191H28L26 188H25V185H20L21 183H20V180H21V178H19V179H17V180ZM53 179V177L51 178V180ZM217 179V178H216ZM240 180H242L241 178H239ZM245 179V178H244ZM0 180H1V178H0ZM43 180V179H42ZM48 180V179H47ZM59 180V179H58ZM61 180V179H60ZM59 180V181H60ZM81 180V179H80ZM252 180V179H251ZM15 181H17V182H15ZM50 181V180H49ZM55 181V180H54ZM110 180H108V182H109ZM112 181V180H111ZM244 181H246V180H243V182ZM249 181V180H248ZM247 181V182H248ZM3 182H4V179H3ZM3 182H1L0 181V193H1V195H0V198L2 197L3 198V200H4V202L6 201V202H8V203H12L11 205H16V203H17V205H19L18 203H22L23 205L25 204V206L24 207H29L27 210L28 211H26L28 214L26 215V217H25V215L23 216L24 218H22L23 220H21V219H18L19 221L21 220V223H18V225L20 226H18V228L22 231V232H24V233H26V230L27 231H29V232H34L35 234H34V236L31 238L30 237V235L28 236H26V237H30L29 238V242H28V244L25 246V245H22V246H24V248L23 249H25L26 250V254H27V256L25 257L24 255H25V252H24V254H23V256H21V258L23 257L25 260H27L25 263L26 264H30L29 262L30 261H32V259H35L38 255H40V254H38V253H40L39 251H41V250H39V249H36V248H38L39 246H40V248H42V245H41V237H42V234H44V233H46V234H48V233H52V232H55V230H57V228H55V226H54V222H50V221H52V220H50V221H48L45 217L46 216H44V214H40L39 212L40 211H37L36 209L37 208H35V206H36V204H35V206L33 205L34 203H32L31 204V202H33L37 197H35V196H33V197H35V199L34 200H32V198H30V197H32V196H30V195H28V194H26L25 192V194H23V197H21V195H20V197L18 196H16V193H17V191H16V193H14L15 192V190L16 189H14V187L12 188L11 186V188H9V186L7 185V183L4 185V183ZM6 182V181H5ZM25 182V181H24ZM71 182V181H70ZM240 182H242V181H240ZM246 182V183H247ZM50 183H52L51 184V186L53 187V184H55V183H53V181L52 182H50ZM49 183V184H50ZM71 183V184H72ZM78 183V184H77ZM93 183V182H92ZM114 183V182H113ZM113 183L111 182L110 183V185H113ZM245 183V182H244ZM10 184V183H9ZM27 184V183H26ZM57 184V183H56ZM248 184V183H247ZM10 185H12V184H10ZM116 185V184H115ZM114 185V186H115ZM151 185V184H150ZM237 185V184H236ZM249 185V184H248ZM248 185L246 186V187H248ZM251 185V184H250ZM253 185V184H252ZM6 186H8V187H6ZM16 186V187H17ZM27 186H28V184H27ZM32 186V185H31ZM34 186V185H33ZM243 186H245V185H243ZM15 187V188H16ZM29 187V186H28ZM47 187H48V183H47ZM46 186H45V188H47ZM50 187V186H49ZM82 187V186H81ZM116 188H120L119 189V191L121 190V186L119 187L118 185H116L115 186ZM211 187V188H210ZM250 187V186H249ZM249 187H248V189H249ZM21 188H23V189H25V190H23V189H21ZM36 188V187H35ZM35 188H33V189H35ZM216 188H218V187H216ZM250 188H252V187H250ZM258 188H262L261 186H259ZM264 188V187H263ZM17 189V190H18ZM33 189L31 190L32 192H33V194L34 195H37L38 196V194H35V190H37V188L33 191ZM44 189V188H43ZM48 189H50V188H47V190ZM56 189V188H55ZM186 189V188H185ZM191 189V188H190ZM209 189V190H208ZM253 189H255V188H253ZM45 190V189H44ZM53 189L51 188V191H52ZM85 190V189H84ZM213 190H214V187H213ZM252 190V189H251ZM259 190V189H258ZM263 190V189H262ZM19 191V190H18ZM49 191V190H48ZM111 191V190H110ZM210 191V192H209ZM249 191H250V189H249ZM28 192H30V191H28ZM38 192V191H37ZM50 192V191H49ZM49 192H47V193H49ZM253 192V191H252ZM42 193V192H41ZM122 193V192H121ZM120 193V194H121ZM31 194V193H30ZM45 194V193H44ZM52 194V193H51ZM50 193H49V195H48V198H47V201H45L46 199L44 198V201L47 203V202H49V203H52L53 202V196L51 195ZM116 194V193H115ZM153 194V193H152ZM201 194V195H202ZM24 195H26L25 197H24ZM32 195V194H31ZM40 195V194H39ZM46 195V194H45ZM203 195V196H204ZM209 195H211V194H209ZM75 196V195H74ZM115 196V195H114ZM89 197V196H88ZM217 197V196H216ZM39 198V197H38ZM83 199V198H82ZM38 200V199H37ZM39 200H40V198H39ZM38 200V201H39ZM2 201V200H1ZM38 201H36L35 200V203L36 202H38ZM44 201H42V202H44ZM237 201V200H236ZM15 202V203H14ZM41 202V201H40ZM221 202V201H220ZM1 203V202H0ZM8 203H6L7 205H9ZM14 203V204H13ZM39 203V202H38ZM48 203V204H49ZM230 203V202H229ZM53 204V203H52ZM61 204V203H60ZM101 204V203H100ZM213 204V203H212ZM227 204V203H226ZM232 204V203H231ZM14 205V206H15ZM66 205V204H65ZM104 205V204H103ZM215 205V204H214ZM228 205V204H227ZM226 205V206H227ZM22 206V205H21ZM2 208V207H1ZM49 208V207H48ZM215 208V207H214ZM218 208V207H217ZM228 208H229V210H230V212L232 213V215H235L233 212H232V210L230 209L231 208V205H229L228 206ZM227 208V209H228ZM7 208H5V210H6ZM12 210L13 209V207L11 208V206H9V210ZM15 209V208H14ZM13 209V210H14ZM233 209V208H232ZM11 210H10V213H11ZM13 210H12V212H13ZM18 210V209H17ZM22 210V209H21ZM25 210V209H24ZM39 210V209H38ZM243 210V209H242ZM49 211V210H48ZM6 212H7V210H6ZM14 212H16L17 213V211H14ZM25 212V213H26ZM9 213V212H8ZM7 213V214H8ZM20 213V214H19ZM19 213H18V215H19V217H20V215H21V213H22V211L20 212V206H19ZM220 213V212H219ZM22 214H24V213H22ZM5 215H6V213H5ZM4 215V216H5ZM9 215V214H8ZM64 215V214H63ZM66 215V214H65ZM22 216V215H21ZM48 216H49V214H48ZM56 216V215H55ZM219 216H220V214H219ZM6 217V216H5ZM9 217L11 218V220H9V221H11L9 224H14V222L13 221H15L16 219H17V217H16V214H14V213H11L10 215H9ZM9 217H8V219H9ZM41 217V218H40ZM50 217V216H49ZM16 218V219H15ZM53 218V217H52ZM66 218V217H65ZM43 219H45V220H47V221H43ZM64 219V218H63ZM222 219V218H221ZM238 219V218H237ZM4 220V219H3ZM6 220V219H5ZM4 220V221H5ZM17 220V221H18ZM68 220V219H67ZM72 220V219H71ZM9 221H7V222H9ZM64 221H66V220H64ZM2 221H0V225L2 224H5V223H1ZM16 222V221H15ZM60 222V221H59ZM67 222V221H66ZM58 223V222H57ZM63 223V225H62V228L61 229H65V225H64V222H62ZM134 223V222H133ZM251 224V223H250ZM58 225V224H57ZM115 225V224H114ZM5 226H7V227H9L10 225H5ZM3 227L0 231V235L2 236L1 237V239L2 238H4L6 235L8 236V235H10L11 233H13L14 235H17V231L15 230V227L14 226H12V228H13V230L9 227V228H6V227ZM57 227V226H56ZM250 227L252 228V229H255V227H254V225H250ZM254 227V228H253ZM59 228V230H58V236L60 235L61 236V234H59V231H61V232H63L61 229ZM70 228V227H69ZM66 230V229H65ZM65 230H64V233H65ZM28 232V233H29ZM67 232V231H66ZM70 232V231H69ZM78 232V231H77ZM56 233V232H55ZM30 234H32V233H30ZM53 234V233H52ZM65 234H67V233H65ZM12 235V234H11ZM41 235V236H40ZM51 235V234H50ZM64 235V234H63ZM7 236H6V238H7ZM21 236H22V233H21ZM20 236V237H21ZM32 236V235H31ZM36 236H38V237H36ZM40 236V237H39ZM66 236V235H65ZM264 236V235H263ZM19 237V236H18ZM52 237V236H51ZM56 237V236H55ZM54 237V239H58L57 237L55 238ZM64 237V236H63ZM12 238H13V236H12ZM23 238H24V236H23ZM50 238V237H49ZM49 238H47V239H49ZM73 238V237H72ZM5 239V238H4ZM4 239H2V240H0V253H1V251H8L7 249H8V244H6V243H4ZM28 239V238H27ZM50 239H52V238H50ZM139 239V238H138ZM64 240H65V237H64ZM6 241V240H5ZM10 241V240H9ZM9 241H8V243H9ZM21 241V240H20ZM19 241V242H20ZM24 241V239L22 240V242ZM52 241H53V239H52ZM58 241H60V240H58ZM62 241V240H61ZM66 241V240H65ZM67 241H69L68 240V238H67ZM11 242V241H10ZM24 243H25V241H24ZM66 243V242H65ZM78 243V242H77ZM83 243V242H82ZM81 243V244H82ZM50 244V243H49ZM52 244H54V242H52L51 243V245ZM58 244V243H57ZM56 243H55V246L54 245H52V247L54 246L55 248H56V246H58ZM62 244H63V242H62ZM61 244V245H62ZM19 245V244H18ZM21 245V244H20ZM83 245V244H82ZM89 245V244H88ZM31 246H33L32 248H34L35 250L32 252V254L30 253L31 251L29 250L30 249V247ZM50 246V245H49ZM66 246V245H65ZM14 247V246H13ZM44 247V246H43ZM139 247V246H138ZM10 248V247H9ZM12 248V247H11ZM10 248V249H11ZM15 248V247H14ZM21 248V247H20ZM54 248V249H55ZM61 248V247H60ZM22 249V248H21ZM53 249V248H52ZM53 249V250H54ZM69 249V248H68ZM164 249H166V248H164ZM16 250H17V248H16ZM24 250V251H25ZM49 250V249H48ZM59 250V249H58ZM57 250V251H58ZM64 250V249H63ZM62 250V251H63ZM73 250V249H72ZM168 250V249H167ZM5 251V252H6ZM11 251H13L12 249H11ZM21 251V250H20ZM30 251V252H29ZM36 251H38V252H36ZM51 251V252H50ZM50 251H48V252H50V253H47V254H50V255H52V250H50ZM60 251H61V249H60ZM64 252V251H63ZM10 253V252H9ZM54 253V252H53ZM61 253V252H60ZM67 253V252H66ZM74 253V252H73ZM6 254V253H5ZM4 254V255H5ZM8 254V253H7ZM6 254V255H7ZM16 254V253H15ZM42 254V253H41ZM56 254V253H55ZM101 254V253H100ZM5 255V256H6ZM0 256H1V254H0ZM2 256H3V254H2ZM57 256H58V254H57ZM78 256V255H77ZM3 258H5V257H3ZM22 258V259H23ZM38 258V257H37ZM82 258V257H81ZM221 258V257H220ZM16 259H17V257H16ZM15 259V260H16ZM22 259H21V262H22ZM53 259V258H52ZM1 260V259H0ZM19 260V258L16 260V262ZM49 260V259H48ZM48 260H46V261H48ZM10 261H12V260H10ZM45 261V260H44ZM9 262V261H8ZM83 262H85V261H83ZM11 263V262H10ZM14 263V262H13ZM12 263V264H13ZM23 263V262H22ZM21 263V264H22ZM8 264V263H7ZM18 264V263H17ZM50 264V263H49ZM69 264V263H68Z\"/></svg>",
	"mask_w": 264,
	"mask_h": 264
}]
</instances>
